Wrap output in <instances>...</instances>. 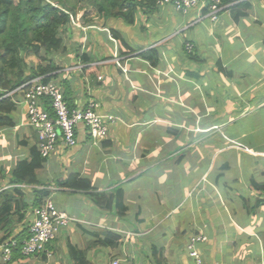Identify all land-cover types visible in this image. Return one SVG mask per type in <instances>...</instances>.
<instances>
[{"label": "crops", "instance_id": "obj_1", "mask_svg": "<svg viewBox=\"0 0 264 264\" xmlns=\"http://www.w3.org/2000/svg\"><path fill=\"white\" fill-rule=\"evenodd\" d=\"M223 3L229 8L216 22L201 0L187 13L171 6L147 14L143 9L134 25L117 19H102L104 27L82 25L80 38L91 43L90 50L62 58L66 69L59 70L56 83L71 108L94 100L115 123L99 143L80 126L78 145L62 148L37 172L40 185H16L13 169L32 161L37 145L24 107L16 104V126L0 129V193L19 190L29 210L21 223L13 217L12 235L9 226L0 227V264H73L71 246L86 264H196L187 246L198 236L206 239L197 246L203 264H264V189L255 188L264 186V140L250 142L264 138V0ZM216 139L221 140L213 144ZM208 143L203 156L191 155ZM165 155L172 164L158 161ZM75 174L108 202L97 204L89 194L60 187ZM162 178L173 180V191ZM203 184L208 187L197 206ZM38 188L78 223L49 246L50 257L14 258L13 252L5 262V244L27 234ZM118 189L124 209L110 202ZM111 237L118 240L114 245Z\"/></svg>", "mask_w": 264, "mask_h": 264}, {"label": "trees", "instance_id": "obj_2", "mask_svg": "<svg viewBox=\"0 0 264 264\" xmlns=\"http://www.w3.org/2000/svg\"><path fill=\"white\" fill-rule=\"evenodd\" d=\"M70 1L72 0H0V129L16 126L12 114L17 106L9 94L27 81L40 77L43 78L44 83H56L57 77L60 76V67L57 66L54 58L59 50L64 49V37L73 36L80 40L81 32L76 30L71 20V13H75V5ZM157 1L94 0V3L98 4V18L109 23L117 19L128 25H134L140 11L143 9L148 12L155 11ZM83 24L95 25L86 17H83ZM112 30L121 37L116 29L112 28ZM90 45L91 43L88 46ZM86 55L88 59L89 53L86 52ZM26 56H35L39 64H28ZM86 70L92 71V67ZM227 136L230 139L234 138ZM220 140H214L213 144ZM229 144L231 143L226 145ZM32 156V161L24 159L13 169L12 184L40 185L37 172L42 169L46 159L41 156L37 145L32 148ZM59 185L62 188L89 194L92 199L96 198L97 204L103 205L108 202L107 195L94 194L92 183L79 175H72ZM255 188L260 190L264 189V186L255 185ZM36 193V206H40L49 192L37 189ZM123 196V190L118 189L109 197L110 202H116L124 209ZM28 210L29 206L19 190L0 193V227L5 224V227L9 226L11 231L14 224L13 217L18 215V222L21 223ZM10 234L12 235V231ZM19 236L15 238L18 245L13 248L14 258L21 254L24 237ZM70 255L73 264H86L83 253L76 247H70Z\"/></svg>", "mask_w": 264, "mask_h": 264}, {"label": "built area", "instance_id": "obj_3", "mask_svg": "<svg viewBox=\"0 0 264 264\" xmlns=\"http://www.w3.org/2000/svg\"><path fill=\"white\" fill-rule=\"evenodd\" d=\"M208 17L216 22L219 16L229 7L224 6L222 0H205ZM201 0H158L156 7L164 9L171 6L179 13H187L197 8ZM188 54H192L194 47L187 44ZM102 79V77L100 78ZM62 86L55 83H44L43 78H37L22 84L9 95L17 105L25 109L27 125L32 127L37 135V147L41 156L48 160L59 154L63 149H72L78 145L77 131L80 126L86 130L87 136L99 143L106 140L110 128L115 123V117L99 113V104L90 100L85 105L71 108L65 99ZM45 188H38L39 191ZM52 191L58 188H48ZM32 222L28 226L27 234L22 241L21 254L33 257L39 254L51 256L49 246L72 223L78 221L57 209L53 201L47 197L42 205L31 208ZM202 236L194 237L188 242L189 255L196 264L202 263V255L198 244L205 242ZM18 245L16 240L5 244L3 259L9 262L13 256V248ZM114 264H120L118 261Z\"/></svg>", "mask_w": 264, "mask_h": 264}, {"label": "rangeland", "instance_id": "obj_4", "mask_svg": "<svg viewBox=\"0 0 264 264\" xmlns=\"http://www.w3.org/2000/svg\"><path fill=\"white\" fill-rule=\"evenodd\" d=\"M70 2H73V4L75 5V13H71V20L73 22V25L76 27V30L77 31H80V28H82V25L83 24V17H86L88 20H91L92 21V24L93 23H96L99 27L101 26H105L104 22H101V18H98L97 17V14H98V4L94 3V0H72ZM145 14H147L146 11H144ZM151 14V13H150ZM149 15V14H148ZM137 17H139V13L137 14ZM71 37V36H70ZM68 38V37H64V45H63V50H59L57 53H56V56H55V61L57 63V66L60 67V69H63L66 67V63L65 61H63L62 58H73L75 55L77 56V52L78 51H82L84 48H89V44L87 42V40L85 39H81L80 38V41H78L76 38ZM82 40V42H81ZM90 42V41H89ZM26 59V62L30 65H38L39 62H38V59L35 57V56H26L25 57ZM70 66V65H69ZM71 67V66H70ZM66 69V68H65ZM249 138L250 137H246V139L249 141ZM245 139V140H246ZM261 140H264V138H257V140H255L253 137L250 138V142H261ZM201 143V142H199ZM210 143H208L207 145H205L203 148L199 149L198 151H194L191 153V155L193 157H201L203 156V153L204 152H207L208 149L210 148ZM200 144L198 145L197 148H200ZM192 156H191V159H192ZM177 158V156L175 157ZM186 158H189V154H186ZM184 159V157H183ZM197 159V158H196ZM161 160L164 164L167 163L168 165L172 164V160L167 158L166 159V155L160 159H158V161ZM245 161V160H244ZM196 165L199 166V162L196 161ZM167 168V166H162L161 169L165 170ZM170 171V170H169ZM154 176L156 177H159V175H161L159 172H156L155 174H153ZM169 175V174H168ZM160 183L164 186V184H167L169 187H171L172 191H173V180H167L165 178H162ZM234 186H239V184L237 182H234L233 184ZM207 185L206 184H203V186H201L199 189H197V206L199 204L198 202V197H199V193L203 190V187L205 188ZM208 187V186H207ZM36 195V194H35ZM37 197V196H36ZM196 198V197H195ZM195 198H192L190 199L189 201H187V204H188V207L189 205L195 200ZM215 204L216 206H218L219 203V200H218V203L215 201ZM92 207L94 208V210L96 209L93 205ZM66 209L69 208L68 205L65 206ZM92 210V209H91ZM187 211V209H184L182 211V213H185ZM89 217H92V218H96L97 216H93V215H87ZM224 224H225V227L231 225L232 221L230 220V218L227 220H223ZM231 229L232 228H225V230L223 231L224 233L226 234H230L231 233ZM207 229L205 230V232L207 233ZM192 233V231H189L187 232L186 236L184 237L183 239V242L184 240ZM110 234V233H109ZM108 234V236H109ZM222 235V233H220ZM107 236V238H108ZM111 236V235H110ZM223 236V235H222ZM221 236V238H222ZM107 238H106V241H107ZM111 242L113 245L115 244L114 242H117L118 240L115 239L114 237H111L110 238ZM55 242L52 243V246L54 245ZM93 241H90V244L92 245ZM97 242H95V244H97ZM91 247V246H90ZM34 257V256H33Z\"/></svg>", "mask_w": 264, "mask_h": 264}, {"label": "clouds", "instance_id": "obj_5", "mask_svg": "<svg viewBox=\"0 0 264 264\" xmlns=\"http://www.w3.org/2000/svg\"><path fill=\"white\" fill-rule=\"evenodd\" d=\"M222 2H223V0H222ZM223 5L226 6L224 3H223ZM156 9H158V8L156 7ZM159 10H161V9H159ZM42 191H43V190H42Z\"/></svg>", "mask_w": 264, "mask_h": 264}]
</instances>
